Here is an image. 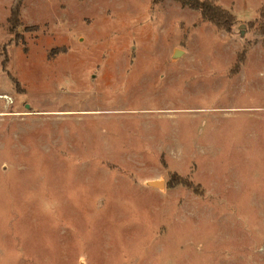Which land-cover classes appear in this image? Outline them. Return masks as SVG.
Segmentation results:
<instances>
[{
  "label": "rangeland",
  "instance_id": "374dc122",
  "mask_svg": "<svg viewBox=\"0 0 264 264\" xmlns=\"http://www.w3.org/2000/svg\"><path fill=\"white\" fill-rule=\"evenodd\" d=\"M215 5L0 0V264H264V0Z\"/></svg>",
  "mask_w": 264,
  "mask_h": 264
},
{
  "label": "trees",
  "instance_id": "16d2710c",
  "mask_svg": "<svg viewBox=\"0 0 264 264\" xmlns=\"http://www.w3.org/2000/svg\"><path fill=\"white\" fill-rule=\"evenodd\" d=\"M178 2L182 7H187L192 10H197L200 13V16L203 20L213 24L217 28L224 29L226 32H229L232 26L235 24V16L232 15L227 10L220 8L215 5L217 0H174ZM262 22L259 23V29L262 36H264V9H260L259 11ZM19 13V7H15L13 11L10 13V17L12 15L17 16ZM10 20V18H9ZM237 73L233 72V74ZM190 186L191 185H187Z\"/></svg>",
  "mask_w": 264,
  "mask_h": 264
},
{
  "label": "water",
  "instance_id": "95a60500",
  "mask_svg": "<svg viewBox=\"0 0 264 264\" xmlns=\"http://www.w3.org/2000/svg\"><path fill=\"white\" fill-rule=\"evenodd\" d=\"M179 54H180L179 51H175V53H174L175 56H177V55H179ZM153 185H155V186H160L159 183H154Z\"/></svg>",
  "mask_w": 264,
  "mask_h": 264
}]
</instances>
